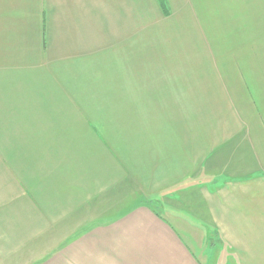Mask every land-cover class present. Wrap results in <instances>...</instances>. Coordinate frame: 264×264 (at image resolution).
I'll use <instances>...</instances> for the list:
<instances>
[{
	"label": "crops",
	"instance_id": "1",
	"mask_svg": "<svg viewBox=\"0 0 264 264\" xmlns=\"http://www.w3.org/2000/svg\"><path fill=\"white\" fill-rule=\"evenodd\" d=\"M0 264H264V0H0Z\"/></svg>",
	"mask_w": 264,
	"mask_h": 264
},
{
	"label": "rangeland",
	"instance_id": "2",
	"mask_svg": "<svg viewBox=\"0 0 264 264\" xmlns=\"http://www.w3.org/2000/svg\"><path fill=\"white\" fill-rule=\"evenodd\" d=\"M159 210H160V211H162V208H161V207H159ZM185 238L188 240V241H187L188 243L192 244V243H191V239H190V238H188V237H186V236H185ZM194 250H196V249L194 248Z\"/></svg>",
	"mask_w": 264,
	"mask_h": 264
},
{
	"label": "trees",
	"instance_id": "3",
	"mask_svg": "<svg viewBox=\"0 0 264 264\" xmlns=\"http://www.w3.org/2000/svg\"><path fill=\"white\" fill-rule=\"evenodd\" d=\"M161 1H163V0H161Z\"/></svg>",
	"mask_w": 264,
	"mask_h": 264
}]
</instances>
